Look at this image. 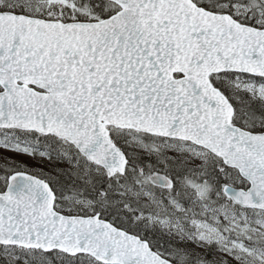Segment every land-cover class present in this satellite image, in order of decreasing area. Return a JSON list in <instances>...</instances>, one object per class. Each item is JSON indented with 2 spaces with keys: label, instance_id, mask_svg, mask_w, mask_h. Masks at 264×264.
Segmentation results:
<instances>
[{
  "label": "snow or ice",
  "instance_id": "obj_1",
  "mask_svg": "<svg viewBox=\"0 0 264 264\" xmlns=\"http://www.w3.org/2000/svg\"><path fill=\"white\" fill-rule=\"evenodd\" d=\"M0 264H264V0H0Z\"/></svg>",
  "mask_w": 264,
  "mask_h": 264
}]
</instances>
